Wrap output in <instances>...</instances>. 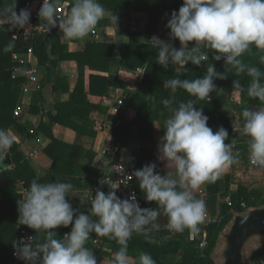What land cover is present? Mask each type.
I'll list each match as a JSON object with an SVG mask.
<instances>
[{
  "label": "clouds",
  "instance_id": "9594fccd",
  "mask_svg": "<svg viewBox=\"0 0 264 264\" xmlns=\"http://www.w3.org/2000/svg\"><path fill=\"white\" fill-rule=\"evenodd\" d=\"M67 5L65 0H43L39 17H43L52 28L63 31L69 40H83L98 25L109 17L117 24L118 17L110 14L99 0H71L66 17L59 15L58 8ZM16 0L3 15L9 30L24 28L30 24L31 11L27 8L15 11ZM170 39L178 40L180 47L152 36V47L157 50V62L165 69L172 65L185 67L191 63L200 67L212 60H224L226 66L235 69L237 75L247 73L252 77L245 89L238 79L232 81L234 89L246 91L249 97L264 102V71L246 64L242 57L255 49L264 53V0H183L178 11H173L167 21ZM15 47V40L5 46L9 52ZM264 63V55H260ZM226 73L216 71L213 63H207L206 73L199 78L181 79L175 77L163 82V87L175 93L183 89L191 97L203 100L217 88L215 80H224ZM170 115L164 119V135L160 138L158 159L166 160L167 174L157 171L155 163H147L126 177L127 181H138L139 188L147 201L158 202L167 216L168 229L183 233L186 229L198 232L207 215L204 200L195 192L206 183H214L222 173L236 164L239 153H234L232 144L225 143L229 137L227 129L220 127L213 131L208 126L209 117L203 109H197L195 100L189 99L174 104V97L161 101ZM243 133L249 137L248 152L253 165L264 166V106L258 109L245 108L242 111ZM15 137L8 130L0 128V172L9 164L5 158ZM121 182L104 177L100 183L109 191L95 190L87 212L74 208L68 199L73 184L61 182H39L34 178L23 199L17 201L20 224L43 233V239L21 237L13 242L14 255L26 264H98L93 250L87 246L92 234L115 239L120 245L110 264H130L128 241L133 234L155 226L160 215L155 208H141L135 194L126 198L117 195ZM69 232L57 238V229L68 228ZM135 264H156L150 253L141 252Z\"/></svg>",
  "mask_w": 264,
  "mask_h": 264
},
{
  "label": "crops",
  "instance_id": "0c3cea01",
  "mask_svg": "<svg viewBox=\"0 0 264 264\" xmlns=\"http://www.w3.org/2000/svg\"><path fill=\"white\" fill-rule=\"evenodd\" d=\"M99 2L103 5L104 1L99 0ZM65 3L68 14L71 0H65ZM104 7L108 13L115 14L113 9ZM130 17L129 22L123 17H118L117 24L111 21L110 16L105 17L99 21L93 31L83 40H69L63 35L61 38L62 47L56 48L57 63L50 73L47 66L40 65L39 59L35 54L30 56L25 54L26 51L12 54L14 65L9 68V71L12 77L17 79L13 84V90L19 93V100L14 108L13 117L18 123L24 125L26 130H28V134L25 135L15 125L10 127L8 131L15 137V142L20 145L22 153L35 170L42 175L51 174L53 160L45 152V148L51 139L48 135L39 131V125L42 121L49 123L50 116L58 114L57 105H65L63 107L64 114L62 115L63 121L54 124L53 133L60 140L81 147V152L76 157L75 163L84 166L85 169L82 174L64 172L60 181L73 184L72 195H69L68 199L78 201L81 207L90 206L91 197L95 195V190L97 189L95 186L105 192L110 190L107 185H102L100 181L112 169L113 165L119 161L137 169L142 168L147 163H155L157 165L156 170L162 175L167 174L169 171H174V169L168 168L166 160L158 159L160 156L158 145L160 138L164 135L160 122H157L151 129L149 133L150 139L148 137L145 140H141L138 136V128L135 127L131 132L130 141L125 147H120V151L116 154L110 151L112 146V127L121 121H132L138 112L136 107L126 106V90L142 91L148 98L151 97L148 87L143 85L144 69L139 67L134 71L122 65L121 47L124 43L130 41V35L124 31L125 27L130 23L134 29L145 32L149 21L148 13L142 10L133 11ZM5 22H7L6 19H0V23ZM44 23H46L45 20ZM46 26L50 31L51 26L47 23ZM60 31L62 30L57 32ZM154 35L173 43L177 48L180 47L178 40L170 39V31H159L158 34ZM151 38L142 37L140 41L152 44ZM92 40L116 44L119 48L118 54L113 56L108 70L90 69L85 66V69L87 68L86 76L83 81H80L78 60L73 54L84 52L87 48V43ZM111 52L108 49L105 58L97 63L106 66L107 58H110ZM15 53L24 54L25 58L32 60L37 71L35 81H30L29 79V65L16 61L13 57ZM181 68L182 66L177 65L178 72L181 71ZM91 74L102 77L108 82L104 94H101V90L106 81L100 78L91 80ZM39 92H41L42 96L41 101L38 103L39 111L32 112L30 110L31 106L34 99L39 96ZM220 94L231 103H242V93L237 89L222 87ZM69 102H73V105L68 104ZM15 110H19V115L15 114ZM231 113L234 128L243 131L241 124L244 120L241 118V114L236 108H233ZM31 130H34V132L32 133ZM236 146L237 150H233L234 153L245 149H247V152L243 157L239 158L236 164L222 173L219 178V189L210 193L208 192V183H206L195 192L197 198L205 201L207 215L205 221L199 225L200 230L198 232L189 230L190 239L192 234L194 236L197 234L203 237L202 241L206 240L208 224L224 217L227 201L228 199L232 200L233 196L240 197L244 201L243 203L247 201L256 202L257 204L254 205L264 203V166L251 164L248 140L240 141ZM8 153L13 161V165L8 167V169H11L14 168L15 163L11 149ZM115 157L117 158L116 162L114 160ZM8 184L14 185L16 190L25 196L26 188L20 180H0V187ZM135 184L144 197L143 208H155L160 212V215L154 222V227L148 226L146 231L134 234L128 241L130 264H135L139 253L145 252L144 250L150 251L153 245L161 246L179 241L178 233L168 229L167 216L164 215L159 203L147 201L145 194L139 188L137 180ZM94 238H98L101 241V246L89 247L96 255L98 264H110L120 245L115 239L109 237L95 235L91 239ZM176 248V246L171 247V250L168 248V251L162 253L160 259L171 264L179 262L182 258L183 249L179 248V250H176ZM3 257L6 258V256L1 255L0 259H4ZM153 259L157 263L156 258Z\"/></svg>",
  "mask_w": 264,
  "mask_h": 264
},
{
  "label": "trees",
  "instance_id": "16d2710c",
  "mask_svg": "<svg viewBox=\"0 0 264 264\" xmlns=\"http://www.w3.org/2000/svg\"><path fill=\"white\" fill-rule=\"evenodd\" d=\"M27 0H16V9L19 11L24 6ZM103 6L109 7L114 10L117 17H123L129 22L131 19V13L133 11H146L148 13L149 21L145 32H140L134 29L133 26L128 23L125 27V32L130 35V41L124 43L121 47L122 65L131 70H137L139 67L145 71L143 85L147 86L151 97L148 98L142 91L126 90L127 97L125 99L126 106L136 107L138 112L134 119L130 122L121 121L111 129L112 145L119 144L120 147H125L131 138V132L135 127L138 128V136L141 140H145L149 137V133L157 122H160L161 129L164 134L163 121L170 113L168 109L164 107L161 101L165 98L174 97V104L187 101L189 99L195 100L197 105H194L197 109L202 108L205 115L209 117L208 126L215 132L223 127L228 130L229 137L225 143L232 144L234 151L237 150L236 144L243 140H249L243 131L234 128L232 123V109L236 108L242 117V111L245 108L258 109L264 106V102L259 101L257 98L249 97L246 91L242 93V103L234 104L229 102L220 94L222 87L233 88L232 81L238 79L241 85L247 89L250 85L252 77L246 72L239 75L236 74L235 69L230 66H226L224 60L220 61L212 60V52H209V61L197 67L191 63L181 68V71H177V65L170 64L167 69L163 68L157 62V50L152 47L150 43L141 42L142 37L150 38L154 34H158L159 31H170L166 27L167 21L173 11H178L182 6L183 0H103ZM12 0H0V13H3L5 9L10 7ZM0 19H5L3 15H0ZM45 24L44 21L33 22L31 21L25 29L21 30H9L7 22L0 23V128L8 130L13 125L17 126L21 132L25 135L28 134V130L18 123L13 117V111L19 100V93L13 90V84L16 82V78L12 77L9 68L14 65L12 60V54L14 52L26 51L29 48H33L35 55L39 59V63L42 66H47L49 73L56 65V48L62 47L61 38L64 35L63 31L57 32L48 37V32H39L34 29V25ZM18 32V37L15 38V33ZM27 35L29 36L27 38ZM15 40V47L5 52L4 48L9 41ZM111 50L110 58H107V64L99 65L97 62L105 58L106 51ZM118 46L111 43H102L100 41L92 40L87 43V48L84 52H78L73 54L78 60L80 69V81L84 80L86 76L87 68H96L99 70H108L110 62L115 54H118ZM260 55H264L253 46L252 51L244 54L242 57L246 64L256 66L264 71V63L260 62ZM207 63H213L216 71L220 73H226L228 76L224 80L216 79L214 82L217 88L210 94V97L203 100L191 97L183 89H178L173 93L170 89L163 87L165 80L181 77V79H194L199 78L206 73ZM85 66H88L85 69ZM91 80L102 79L97 75L91 74ZM106 83L101 90V94H104L106 89ZM39 96L34 99L31 106L32 112L39 111L38 103L41 101V92ZM71 106L73 102H69ZM65 105H57L58 114L50 116V122L42 121L39 125V131L48 135L51 139L50 143L45 148V152L52 158V172L51 174L42 175L39 174L32 166L30 161L25 157L21 151V147L18 143L14 142L11 147L12 158L14 160V168L7 169L0 173V180H20L25 186L26 190L29 188L31 181L34 178H39V182H54L56 179L61 180V176L64 172H76L82 174L85 167L76 164V157L81 152V147L77 145L69 144L65 141L57 138L53 133V126L56 122L63 121V107ZM76 110V109H75ZM74 112V111H73ZM244 123V122H243ZM243 123L241 124L243 126ZM30 135V134H29ZM151 137H149L150 139ZM145 149V148H143ZM247 152V149L239 151V158L243 157ZM115 162L117 158L115 157ZM145 162V161H144ZM214 185V186H213ZM136 186V184H135ZM97 189L98 186H95ZM137 188V186H136ZM219 189V179L214 183H208V192L217 191ZM138 190V189H137ZM140 193V192H139ZM141 194V193H140ZM24 198V195L18 192L14 185H1L0 187V258L1 255L6 256L4 259H0V264H8L12 260L13 242L18 239L20 230L22 228L30 231L35 241L43 239V233H36L35 230L20 224L18 221V206L17 201ZM73 207L79 208L81 212H87L90 206L81 207L80 203L75 200H70ZM243 200L240 197L233 196L232 205L226 204V211L224 217L221 220L211 221L207 226V238L206 244L201 246L200 243L203 239L201 235L195 234V239L191 240L189 236V230L186 229L183 233H178L179 241L170 242L165 245H153L149 250H144L150 253L152 258H156V264H171L160 259L163 252L168 251V248L176 246V250L183 249L182 258L176 264H216L211 254L217 244V239L221 230L231 219L232 215L236 211H241L247 207L257 204L253 201H247V207L243 206ZM145 203V201H144ZM89 205V204H88ZM91 205V203H90ZM71 230V226L68 228L60 227L56 231L58 237H63L65 232ZM135 234V233H134ZM133 234V235H134ZM95 233L92 236L95 237ZM60 236V237H59ZM175 251V249H174ZM22 260L20 264H24ZM253 264H264V244L261 245L252 256ZM10 264V263H9Z\"/></svg>",
  "mask_w": 264,
  "mask_h": 264
},
{
  "label": "water",
  "instance_id": "95a60500",
  "mask_svg": "<svg viewBox=\"0 0 264 264\" xmlns=\"http://www.w3.org/2000/svg\"><path fill=\"white\" fill-rule=\"evenodd\" d=\"M58 30L57 27H51L47 36H52ZM4 163L9 166L13 165L9 153ZM263 244L264 203L251 205L244 210L234 212L221 230L211 256L216 264H253L250 260L251 251L255 248L254 254L256 249Z\"/></svg>",
  "mask_w": 264,
  "mask_h": 264
},
{
  "label": "built area",
  "instance_id": "2783aa9c",
  "mask_svg": "<svg viewBox=\"0 0 264 264\" xmlns=\"http://www.w3.org/2000/svg\"><path fill=\"white\" fill-rule=\"evenodd\" d=\"M42 3H43V0H27L25 2V4L22 7V9L27 8V9H29L31 11L30 22L31 21H33V22H41V21L45 20L43 17H39V14H38ZM57 11H58L59 15H61L63 17H66L67 10H66L65 7H60V8H58ZM25 27H27V26H25ZM25 27L24 28H18L17 30L25 29ZM34 29L38 30L39 32H47V31H49V28H47V26H45L42 23L39 24V25L38 24L34 25ZM93 33H95V32H93ZM14 36H15V38H17L18 37V32H16ZM28 37L29 36L27 35V38ZM25 54L33 56L35 53L33 51V48H29V49L26 50ZM13 57H14V59L16 61H18V62H20L22 64L27 63L29 65V72H28L29 79H30V81H35L36 80L35 74H36L37 71H36V66L34 65L32 60L29 59V58H25V55L21 54V53H15L13 55ZM15 114L19 115V110H15ZM31 132L33 133L34 130H31ZM110 151L115 153V154L118 153L120 151V145L119 144H116L114 146L112 145L111 148H110ZM254 166H259V165H254ZM135 170H137V168L132 167V166L126 164L125 162L119 161V162H117V163H115L113 165L112 169L109 170L105 174L104 177H110L114 182L125 181L124 183H120L119 184V187L116 190L117 191V195L123 199V198L128 197L130 194H135L136 199H137V201L140 204V207L143 208L144 207V197L139 193V191L137 190V188L135 186L136 179L133 177L132 180L127 181V183H126V177L128 175H131ZM91 199H92V197H91ZM227 203L229 205H232V200L228 199ZM243 206L247 207L246 203H243ZM21 237L27 239L29 237H33V235L27 229L22 228L20 230V234H19L18 239L21 238ZM191 239L192 240L195 239L194 234L191 235ZM205 244H206V240H203L201 242V246H204ZM87 246L88 247L101 246V241L98 238L91 239L89 242H87ZM14 252H15V249H13L12 261L10 262V264H20L22 259H20L17 255H14Z\"/></svg>",
  "mask_w": 264,
  "mask_h": 264
},
{
  "label": "rangeland",
  "instance_id": "374dc122",
  "mask_svg": "<svg viewBox=\"0 0 264 264\" xmlns=\"http://www.w3.org/2000/svg\"><path fill=\"white\" fill-rule=\"evenodd\" d=\"M255 247H257V246H255ZM254 250H255V248H253L252 251H251V253H250V260H251V262H252V255H253V251Z\"/></svg>",
  "mask_w": 264,
  "mask_h": 264
}]
</instances>
